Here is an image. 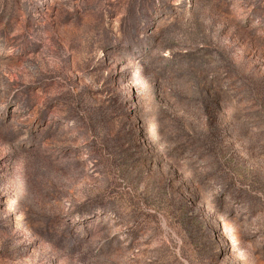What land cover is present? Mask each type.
Wrapping results in <instances>:
<instances>
[{"label":"rangeland","instance_id":"1","mask_svg":"<svg viewBox=\"0 0 264 264\" xmlns=\"http://www.w3.org/2000/svg\"><path fill=\"white\" fill-rule=\"evenodd\" d=\"M0 264H264V0H0Z\"/></svg>","mask_w":264,"mask_h":264},{"label":"trees","instance_id":"2","mask_svg":"<svg viewBox=\"0 0 264 264\" xmlns=\"http://www.w3.org/2000/svg\"><path fill=\"white\" fill-rule=\"evenodd\" d=\"M177 151H175L176 153ZM178 165H174V169H178ZM201 182V177H192V179H189V183L192 185H197Z\"/></svg>","mask_w":264,"mask_h":264}]
</instances>
